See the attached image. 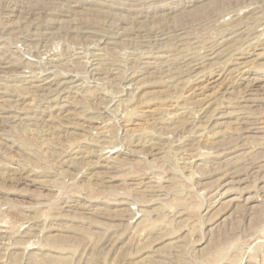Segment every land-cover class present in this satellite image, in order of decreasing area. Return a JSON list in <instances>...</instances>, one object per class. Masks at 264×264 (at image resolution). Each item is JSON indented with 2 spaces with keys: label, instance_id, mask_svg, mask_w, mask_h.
I'll return each instance as SVG.
<instances>
[{
  "label": "rangeland",
  "instance_id": "rangeland-1",
  "mask_svg": "<svg viewBox=\"0 0 264 264\" xmlns=\"http://www.w3.org/2000/svg\"><path fill=\"white\" fill-rule=\"evenodd\" d=\"M0 264H264V0H0Z\"/></svg>",
  "mask_w": 264,
  "mask_h": 264
},
{
  "label": "bare ground",
  "instance_id": "bare-ground-1",
  "mask_svg": "<svg viewBox=\"0 0 264 264\" xmlns=\"http://www.w3.org/2000/svg\"><path fill=\"white\" fill-rule=\"evenodd\" d=\"M236 54H237V53H236ZM242 58H243V57H242ZM238 59H239V58H238ZM235 60H236V59H235ZM234 64H235V63H234ZM196 66H197V65H196ZM218 68H219V67H218ZM244 68H245V65H244ZM53 69H54V68H53ZM245 69H246V68H245ZM226 70H227V69H226ZM240 70H241V69H240ZM228 71H229V70H228ZM235 71H236V70H235ZM235 71H234V72H235ZM224 72H225V71H224ZM238 72H239V71H238ZM242 73H243V72H242ZM27 74H28V73H27ZM233 74H234V73H233ZM238 75H239V74H238ZM203 76H204V75H203ZM239 76H241V75H239ZM234 77H235V76H234ZM244 77H245V76H244ZM197 78H198V77H197ZM232 78H233V77H232ZM246 78H248V77H246ZM249 78H250V77H249ZM199 79H200V78H199ZM239 79H240V77H239ZM196 80H198V79H196ZM243 80H244V79H243ZM245 81H247V80H245ZM255 81H256V80H255ZM34 89H35V88H34ZM58 94H59V93H58ZM208 101H209V100H208ZM208 101H207V102H208ZM236 103H238V102H236ZM204 105H205V104H204ZM204 105H203V106H204ZM210 105H211V104H210ZM53 106H54V105H53ZM203 106H202V107H203ZM202 107H201V108H202ZM210 107H211V106H210ZM182 109H183V108H182ZM202 109H203V108H202ZM179 114H180V113H179ZM181 115H182V114H181ZM244 116H245V115H244ZM12 131H13V130H12ZM105 149H106V148H105ZM109 149H110V148H109ZM106 150H107V149H106ZM102 151H103V150H102ZM103 154H105V153H103ZM103 156H105V155H103ZM111 156H112V155H111ZM111 156H110V154L107 153L106 158H107V159H110ZM114 156H115V155H114ZM100 158H101V157H100ZM107 159H106V160H107ZM102 161H103V160H102ZM99 162H100V161H99ZM112 162H113V161H111V163H112ZM97 163H98V162H97ZM102 163H103V162H102ZM102 163H101V164H102ZM113 163H114V162H113ZM103 164H104V163H103ZM106 164H107V163H105V165H106ZM105 165H104V166H105ZM111 165H112V164H111ZM111 165H110V166H109V165H106L105 167H108V166H109V168H111ZM114 166H115V165H114ZM114 166H113V167H114ZM139 177H140V176H139ZM132 178H133V177H132ZM144 178H145V177H144ZM148 179H149V178H148ZM140 180H141V179H140ZM137 181H138V180H137ZM144 181H145V180H144ZM144 181H143V182H144ZM146 181H147V180H146ZM230 181H231V180H230ZM220 182H221V181H220ZM220 182H219V183H220ZM228 183H229V182L227 181V179L223 180V181L219 184V186L217 187V189H215V193H214V195L219 194V193H218V192H219V189L222 188L223 186H226ZM230 183H231V182H230ZM135 184H136V183H135ZM139 184H140V183H139ZM143 184H145V183H143ZM146 184H147V183H146ZM136 185H137V184H136ZM217 185H218V184H217ZM228 185H230V184H228ZM148 186H149V185H148ZM231 186H232V185H231ZM144 187H145V186H144ZM146 187H147V186H146ZM135 188H136V187H135ZM140 188H142V187H140ZM147 188H148V187H147ZM150 188H151V187H150ZM152 188H153V187H152ZM158 188H159V187H158ZM63 189H64V188H63ZM143 189H144V188H143ZM143 189H142V190H143ZM135 190H136V189H135ZM137 190H138V189H137ZM213 191H214V190H213ZM133 192H134V190H133ZM140 192H142V191L140 190ZM147 192H148V191H147ZM143 193H144V192H143ZM157 193H158V192H157ZM222 193H224V192H221V194H222ZM144 194H145V193H144ZM140 195H141V194H140ZM145 195H146V194H145ZM211 196H212V195H211ZM224 196H225V195H224ZM84 197H85V196H84ZM218 199H219V198H218ZM115 200H117V199H115ZM115 200H114V201H115ZM124 200H126V199H124ZM212 200H213V199H212ZM128 201H129V200H128ZM220 201H221V200H220ZM215 202H217V201H215ZM215 202H214V203H215ZM116 203H117V202H116ZM123 203H124V202H123ZM117 204H118V203H117ZM85 208H86V207H85ZM1 227H2V226H1ZM6 227H7V226H6ZM23 227H24V226H23ZM30 227H31V226H30ZM2 228H3V227H2ZM4 228H5V227H4ZM9 229H10V228H9ZM6 230H7V228H6ZM6 230H5V231H6ZM1 231H2V230H1ZM8 232H9V231H8ZM9 233H10V232H9ZM25 233H26V232H25ZM26 234H27V233H26Z\"/></svg>",
  "mask_w": 264,
  "mask_h": 264
}]
</instances>
